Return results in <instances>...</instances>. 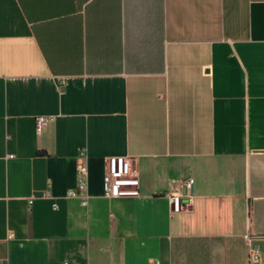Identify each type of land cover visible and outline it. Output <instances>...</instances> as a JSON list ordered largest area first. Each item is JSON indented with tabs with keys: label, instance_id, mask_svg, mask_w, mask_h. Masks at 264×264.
<instances>
[{
	"label": "crops",
	"instance_id": "0c3cea01",
	"mask_svg": "<svg viewBox=\"0 0 264 264\" xmlns=\"http://www.w3.org/2000/svg\"><path fill=\"white\" fill-rule=\"evenodd\" d=\"M246 235L264 264V0H0L3 264H250Z\"/></svg>",
	"mask_w": 264,
	"mask_h": 264
},
{
	"label": "built area",
	"instance_id": "2783aa9c",
	"mask_svg": "<svg viewBox=\"0 0 264 264\" xmlns=\"http://www.w3.org/2000/svg\"><path fill=\"white\" fill-rule=\"evenodd\" d=\"M45 117L39 118V123H43ZM80 174L87 176V166L80 164L78 166ZM194 183L193 177H186L179 190H173L168 193L171 204V213L190 212L194 208ZM87 177L80 180L79 189H85ZM105 196L109 198L122 196H139L140 195V178L135 166V158L132 155H108L106 156V170L104 174ZM71 194H75L71 192ZM86 203V200H83ZM249 246V262L256 264L261 257V251L252 238L246 235ZM0 264H3L0 261Z\"/></svg>",
	"mask_w": 264,
	"mask_h": 264
}]
</instances>
